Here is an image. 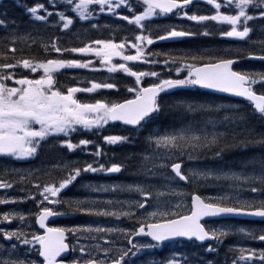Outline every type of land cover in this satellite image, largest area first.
<instances>
[{"label":"snow or ice","instance_id":"6c2138e0","mask_svg":"<svg viewBox=\"0 0 264 264\" xmlns=\"http://www.w3.org/2000/svg\"><path fill=\"white\" fill-rule=\"evenodd\" d=\"M18 7H22L25 15L32 24L40 22L50 27H58L70 30L74 24L73 15L81 21H88L92 28L90 17L98 8L100 13L108 12L117 16L130 25L138 28V34L133 39L125 37L119 43L114 39L95 40L84 44L82 47L64 48L59 46V37H52L49 43L42 45L46 54H89L94 53L100 58V64L106 66L109 72L121 70L123 73L135 78L133 87L127 91L134 93L132 99H124L122 102L95 99L93 102H82L77 98V93H92L97 89H117L115 83H97L91 81L88 88L76 86L66 87L56 79V74L65 68L88 69L92 61L87 59H36L35 57L17 58L16 44L18 42L33 39L30 35H21V25L14 19H9L7 13H0V31L6 33L0 37L5 47L0 50V157H10L16 160L36 158L41 152L50 150L53 146L64 148L69 152L77 149H86L94 145L95 151L90 153L94 157L105 155L99 144L89 139H79L74 143L72 134L78 129L86 132H97L109 122L119 121L125 126V134L104 135L103 141L108 145H136L140 142L141 149L138 152L127 153L125 162L111 163L107 166L96 159L92 163L85 162L82 167L72 166V162H57L53 169L65 171L64 176L58 181L41 185L35 183L38 194L42 200L37 201L41 205L40 211L35 215L36 223L44 232H25L22 227H0V237L8 247L0 251V264H65L68 255L73 258L68 264H216V259H207L210 254L218 255L219 246L226 237L234 235L232 228L235 226L220 225L206 227L202 218L249 216L264 220V153L253 155L244 161L239 170L223 167H182L186 162H199L208 159L222 160L226 152L246 151L248 149H264V131H257L249 117L255 116L264 127V70H234L233 65L241 58L264 62V39L250 40V33L259 30L264 35V23L249 26V22H264V0H224V6L228 11H221L222 4L217 0H204L214 9L211 15H199L196 12L189 14L188 7L193 0H136L143 10L137 12L130 0H64V11H49L45 3L35 2L30 6L21 5L14 0ZM49 6L56 8L58 0H48ZM127 9L129 15H121ZM71 12L73 15L66 14ZM42 13V14H41ZM172 14L178 19H187L197 22H217L226 24L229 30L220 31L221 37L247 40L253 44H259L258 51L247 52L246 57L236 56L224 58L223 56L207 59L214 62H204L203 54L185 52L173 55L171 52L145 49L156 42H174L179 38L193 37L197 35L209 36L212 31L204 28L201 32H194L190 27L186 30L183 25H167L162 27L163 34L153 36L151 29L144 34V21L151 17H163ZM58 17L55 21L50 20ZM33 43L35 40L33 39ZM135 49L134 54L125 55V45ZM19 51L23 52V49ZM230 51V50H225ZM241 50H237L239 52ZM121 57L123 63H113V57ZM153 57H162L154 59ZM11 61V62H9ZM142 61L149 65H159L168 72L134 71L128 66V62ZM17 68L37 73V78H29V75L17 74ZM42 70V74L37 70ZM174 70L176 78L171 73ZM186 72V74H184ZM166 75V78H162ZM153 77L155 82L142 86L144 77ZM12 82V83H10ZM259 86V91L254 87ZM208 89L232 94L249 102L251 113L239 112L238 105H224L214 100L195 99L186 96H176V92H191L192 90ZM168 97L169 99H165ZM232 110L231 115H225L220 120L209 116L203 120H190L186 117L200 113H219ZM169 115L175 120L172 124L162 127L161 122ZM231 125V126H229ZM223 126L224 130H219ZM57 141L58 144L49 145L48 141ZM79 163V162H76ZM95 165V166H94ZM128 168H134L131 175L143 177L131 183L112 185L84 184L82 187L95 192L119 191L121 193L134 194L141 199L107 200L69 198L61 200L59 195L62 190L73 184L82 173H121ZM170 170L171 176L166 175ZM40 169H7L0 168V189H11L17 182L23 183L30 180L35 172ZM14 175L18 181L11 182L4 177ZM162 177L168 191L160 192L149 182ZM230 180L228 192H236V195L222 194L218 196L202 197L196 192L191 193V205L187 214H181L178 202L172 205L169 200L161 201V197L167 195L170 199L185 196L180 189V182L197 184L207 182L209 179ZM248 184L246 191L254 194L251 199L239 197L237 186ZM51 197V199H50ZM155 204L150 203V199ZM36 199V194L19 198ZM16 203L18 200L0 199V204ZM62 205L64 212H56L52 206ZM99 204L126 205L129 210H112L98 207ZM153 208L146 211L145 205ZM144 210L137 215L138 211ZM84 214L89 216H113L128 217L134 223L128 228H108L75 226L70 228L47 227L45 220L48 217L68 214ZM25 216L19 212H3L0 219L5 222L13 220L24 221ZM138 225V226H137ZM257 229L246 230L238 227L236 232L254 240L264 241V234L257 236ZM264 233V228L259 229ZM119 233L124 236L126 245L122 247H110L115 241L106 239L107 234ZM66 234L72 236L74 244L66 243ZM143 236L150 238L147 242L134 241L133 237ZM81 238L92 240H104L105 244H81ZM187 242L202 248L204 256L198 253L171 252L168 257L157 260L154 257L144 256L145 252H151L162 248L166 243ZM207 247H204V245ZM21 245L25 246L21 250ZM38 247H28L35 246ZM228 251L233 253L230 264H264V249L229 246ZM238 253L239 255H236ZM62 254H64L62 256ZM35 257V259H33ZM42 258V259H41ZM59 258V259H58ZM224 264H228L227 255Z\"/></svg>","mask_w":264,"mask_h":264},{"label":"trees","instance_id":"16d2710c","mask_svg":"<svg viewBox=\"0 0 264 264\" xmlns=\"http://www.w3.org/2000/svg\"><path fill=\"white\" fill-rule=\"evenodd\" d=\"M35 2L45 3L46 7H49V11H64V0H58L56 8H52L49 6L48 0H18V3L21 5L27 4L31 5ZM219 3H223L224 0H217ZM132 7L137 11H142L143 7L138 6L135 1L131 2ZM196 0L192 3L187 11L189 14L192 12H196L199 15H211L212 6L208 5L204 0H200L198 2L199 6L196 7ZM223 9H226L224 6ZM7 13L9 19H14L21 25V35H28L30 33L31 37L35 40L33 43V39L24 40L18 42L15 46L18 49L16 55L17 58L20 56L24 57H35L36 59H53V58H62V59H87V54H80V53H72V54H56L50 53L46 54L42 45L44 43H49L52 37H59L58 44L64 48H71V47H82L84 44L89 43L90 41L95 40H106V39H114L116 43H119L121 39L125 37L129 39H133L134 35L138 34V28L135 25H130L128 22L123 21L117 16H113L111 13L103 12L94 14L90 17L91 24L97 25L96 28H92L88 21H81L77 17H75L71 12H67L66 14L73 15L74 24L70 26V30H64L58 27H50L44 25L40 22H36L32 24L29 20V17L25 15L24 10L22 7H18L17 3L14 0H0V13ZM42 14V13H41ZM129 11L124 9L121 12V15H129ZM58 17L53 16L50 20L55 21ZM145 32L144 34H148L149 29H151L153 36L163 34L162 27L167 25H183V29L178 30H186L189 27L194 32H201L204 28H208L212 31V35L203 36L197 35L193 37H184L179 38L174 42H156L153 45H149L145 51L151 50L153 52L156 51H165L171 52L173 55H180L185 52H190L193 54H203L206 59L204 62H214V60H210L207 58L210 57H217L223 56L224 58H234L236 56L246 57L247 52L258 51L260 45L259 44H245L240 41L233 40L228 37H221L219 35L220 31H227L229 30L228 27L224 25H220L217 22H203L202 24H197V22L188 21L185 19H178L174 15L170 16H163L157 17L153 21L144 22ZM264 23L261 21H254V24ZM220 25V26H219ZM254 26V25H253ZM6 35L5 32L0 31V37ZM261 33L255 41L261 39ZM252 41V39H251ZM128 45V44H127ZM259 45V46H258ZM5 45L0 42V50H3ZM23 49V52L19 51ZM230 50V51H225ZM237 50H241L237 52ZM154 59H162V57H153ZM11 62V61H9ZM100 63V62H99ZM236 70L239 71H248V70H264V62H260L258 60H246V58H241L239 63L235 66ZM18 69V68H17ZM135 71H157V72H164L167 74L168 70L163 69L162 66L159 65H143V66H135ZM16 72L18 70H15ZM107 71V70H106ZM103 70L94 71L90 69H63V71H59L56 74V79L58 82L66 87L76 86L80 88H88L91 86L90 82L95 81L97 83H115L117 84V89H97L91 93H83L80 95L79 98L81 101L86 102H93L95 99H106L107 101H116L119 102L126 98H129L133 95L127 91L128 87H133V80L129 75L124 73L118 72H106ZM174 71V70H173ZM172 71V77H176L175 73ZM165 78V77H163ZM148 81L144 79V85L149 84ZM258 90L259 88L256 87ZM174 95L176 96H186L195 99H203V100H214L216 103L219 104H233L234 102L231 99L226 97H221L217 95H213L210 93H206L200 90H192L191 92H176ZM165 99H169L165 97ZM242 109L248 113L250 109L249 106L242 103ZM248 109V110H247ZM209 117V116H208ZM186 119L190 120H197L196 115H191L186 117ZM251 124L255 125L256 130L264 131V127H261V124L257 121V118L254 116L249 117ZM175 120L173 115L167 116L162 122L161 126L165 127L172 124ZM123 129V130H121ZM126 129L121 127H116L114 129L115 133H125ZM126 148V147H124ZM123 149V148H121ZM123 153V152H122ZM264 153V149H248L246 151H229L226 152L223 156L222 161L225 164H228L226 167L231 168L233 170H239L241 165L244 161L248 158L252 157L253 155H259ZM126 154V153H125ZM209 157H211V152H209ZM256 186L255 184L249 185ZM251 193V192H250ZM252 195H254L252 193ZM264 198V197H261ZM189 253H192L191 249H185ZM171 252L179 253V249L177 247L170 249V250H160V251H151L144 257H154L157 260H162L165 257H168Z\"/></svg>","mask_w":264,"mask_h":264},{"label":"rangeland","instance_id":"374dc122","mask_svg":"<svg viewBox=\"0 0 264 264\" xmlns=\"http://www.w3.org/2000/svg\"><path fill=\"white\" fill-rule=\"evenodd\" d=\"M95 12L99 13L98 8L94 9ZM153 17L149 18L152 19ZM261 39H264V35H260ZM236 39V38H234ZM127 48L124 49V54L125 55H129L132 54L129 49V51H126ZM133 51L135 52V49H133ZM89 57L91 58L90 60L92 61V66L94 67V70H99V69H107L106 66H102L101 64H99L100 62V58L96 57L94 53H89ZM112 62L113 63H123V60L121 57H113L112 58ZM130 62H128V66L130 67ZM67 69H81V68H67ZM62 70V69H61ZM117 71H121V70H117ZM38 73L42 74V70L38 69L37 70ZM174 72V71H173ZM175 73V72H174ZM21 75H29V78H37V73H30L29 70L26 69H22L20 72ZM173 74V73H172ZM186 74V72L184 73ZM133 80V84L135 81L134 77H131ZM166 78V77H165ZM149 83L155 82V78H148L147 79ZM142 84V82H141ZM135 86V84H134ZM225 105H229V104H225ZM233 105V104H231ZM239 112H243L244 111L242 109L239 108ZM232 114V110H227V111H221L219 113H200V114H196L197 116V121L199 120H203L206 119L209 115L211 117H213L216 120H220L223 116L225 115H231ZM253 125V124H252ZM231 126V125H229ZM79 130V129H78ZM83 130V129H81ZM219 130H224V127L221 126L219 128ZM101 142L103 141V138L100 139ZM105 147L109 148L112 145H108L104 142ZM92 145H89L86 149H78L81 153H82V157L77 159L76 163L74 162V164H72L73 167H76L80 165V167L83 166V164L85 162L88 163H92L94 160L98 159L99 163H104L107 166H110L108 164L109 162V157L107 156L106 151H103V153H105V155H102L101 157H94L93 155H91L90 153H93L95 151V148L91 149ZM138 146L140 147V142L138 143ZM141 149V147H140ZM140 149H138L136 152L140 151ZM51 155V154H50ZM69 161L73 163V158L70 159H64V161ZM61 163V160L59 159H55V163ZM125 162V161H124ZM119 163V161H118ZM95 166V165H94ZM204 167V166H209V167H223L225 170H227L223 164L221 163H213V164H209L207 159H203L200 160L199 162L193 161V162H186L185 165H183L182 167ZM56 169H51V167L48 169V167H46L45 164L42 165L41 171H48V173L51 171V175L48 174L49 176V180L48 181H42V183H40L41 185H43L44 183H48V182H53V181H58L59 179H61L64 174L65 171H55ZM135 169L134 168H128V179H121V178H117L118 173H100V179L99 175H97V173H82L83 174H87L86 178H81L78 177L77 180L75 182H73V191L72 193L76 194V196H79L81 198L79 199H84V198H89V199H96L99 201H107V200H120V201H124V200H129V199H141L140 197L134 195V194H128V193H121L119 191H108V192H95L92 191L91 189H86L84 187H82V185L84 184H91V185H112V184H126V183H131L137 179H144L143 177H136L131 175L132 172H134ZM81 175V176H82ZM166 175L171 176V172L170 170L166 173ZM42 176H47V173L42 175ZM56 176V177H55ZM109 176H115V178H104L103 177H109ZM82 179V181H80ZM149 182H151L154 186L155 189L160 191V192H167L169 187H177V185H166L165 181L163 180L162 177H158L157 179L154 180H150ZM219 182H221V185L219 186ZM233 182L230 180H225V179H221V180H214V179H209L206 183L205 182H199L197 184H192L189 186L183 185L181 182L179 183V188L182 189L185 193V196L183 198H180L179 201H177L176 199H170L167 195L162 196L161 197V201H165V200H169V202L172 205H175L176 203H180L181 207L178 209H175L176 211H179L181 214H186L189 210H190V205H189V189L191 188V186L193 187H201L202 190L205 192L204 196L209 197V196H218V195H222V194H229V195H236V192H228L227 189L229 187V185H231ZM30 183V190L29 192H25V195L30 196L31 194H36V199H24L23 203H21L19 205V207L15 206V203H8V204H0V214H2L3 212H19L21 214H23L26 218L24 221H20V220H13L12 222H5L2 219H0V227H5V228H16V227H22L23 230L25 232H36L35 228H34V221L33 218H35V215L39 213L40 211V207L41 205L37 203V201L42 200V197L39 196L38 194V190L37 188L34 186L35 184ZM70 185L69 187H67L65 190H62V192L59 195V198L61 196H63V198L66 196V192L69 191V189L71 188ZM241 186H244L245 184H240ZM240 185L237 186L238 188V192H239V196H241V192L242 189L240 188ZM22 186V185H21ZM219 186V187H218ZM23 187V186H22ZM10 189H0V199H5V200H11L13 198H16V196L14 195H6V192L9 191ZM18 191H22V189H17ZM24 197V196H23ZM21 198V197H20ZM51 199V197H50ZM150 199V203L151 204H155V200H153L152 198ZM43 206H52L53 210L56 212H59L60 210L64 209V206L62 205H49L47 202H44ZM98 207H103L106 208L109 211L112 210H129L127 208L126 205H120V204H112V205H107V204H99ZM145 209L146 211H152L153 208L149 205H145ZM34 210H36L34 212ZM144 210H140L138 211L137 215H140L143 213ZM34 215V217L32 218L31 216ZM75 215V218L71 217V215H69L72 219V221H66L64 223H61L64 228H70V227H75V226H87V225H91L92 227H108V228H119V229H123V228H128L131 227L132 224L134 223V221L132 219H129L128 217H113V216H108V217H104V216H89V215H84V214H73ZM68 216V215H67ZM77 218V220H76ZM74 219V220H73ZM138 226V225H137ZM220 226V225H217ZM240 226H235L232 228V231L236 234L231 235V239L233 240L234 246L236 247H245V248H252L255 249L257 251H259L258 248H256L255 246H253L251 244V241H255L254 239L251 240L250 237H247L241 233H237L236 230L237 228ZM71 236V235H70ZM72 237V236H71ZM107 240H111L115 241V245H107L110 247H122L126 245V240L124 238V236L120 235L119 233H111V234H107L106 236ZM138 242H147V240L145 239H139L137 240ZM71 243H75V240L72 238V242ZM81 244H96L99 243L101 245L105 244L104 240H86L81 238L80 240ZM0 246L3 247H8V245H6L2 239V237H0ZM21 250L24 249L25 246L21 245ZM28 247H38V245L35 246H28ZM0 251H2V248H0ZM148 253V252H147ZM236 255H239L238 253H236ZM33 259H35V257H33ZM231 262V261H230Z\"/></svg>","mask_w":264,"mask_h":264},{"label":"water","instance_id":"95a60500","mask_svg":"<svg viewBox=\"0 0 264 264\" xmlns=\"http://www.w3.org/2000/svg\"><path fill=\"white\" fill-rule=\"evenodd\" d=\"M202 90H205V91H209V92H212V93H216V94H220V95H226V96H231V97H235L233 96L232 94H229V93H224V92H221V91H217V90H208V89H202ZM235 98H238V99H241V100H244L243 98H240V97H235ZM117 123H121L122 122H119V121H115ZM214 218H237V219H252V220H262L260 218H257V217H249V216H228V217H213V218H208V217H205V218H202V220H209V219H214ZM48 220V218L45 220V222ZM39 225V224H38ZM40 227V226H39ZM64 254H62L63 256ZM59 259V258H58Z\"/></svg>","mask_w":264,"mask_h":264}]
</instances>
